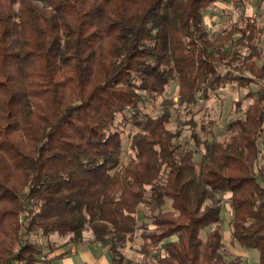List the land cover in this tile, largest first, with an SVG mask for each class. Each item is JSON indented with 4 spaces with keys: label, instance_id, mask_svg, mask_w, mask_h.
Masks as SVG:
<instances>
[{
    "label": "trees",
    "instance_id": "1",
    "mask_svg": "<svg viewBox=\"0 0 264 264\" xmlns=\"http://www.w3.org/2000/svg\"><path fill=\"white\" fill-rule=\"evenodd\" d=\"M216 1L0 0V264H46L31 234L77 245L85 231L111 264H133L120 248L135 236L134 264H245L224 252L226 195L230 242L264 264V90L251 88L264 26L251 15L212 37L202 17ZM172 82L175 100L163 97ZM227 86L250 101L226 137L177 141L172 109ZM156 96L161 112L144 114Z\"/></svg>",
    "mask_w": 264,
    "mask_h": 264
},
{
    "label": "rangeland",
    "instance_id": "2",
    "mask_svg": "<svg viewBox=\"0 0 264 264\" xmlns=\"http://www.w3.org/2000/svg\"><path fill=\"white\" fill-rule=\"evenodd\" d=\"M251 15H256L258 22L264 26V6L257 1H248L237 4L235 0H218L211 3L203 13L202 24L208 29L212 37L220 35L224 31L234 30L237 27L243 26V18ZM239 32L234 33L235 38H239ZM264 45V35L260 41ZM236 47V46H235ZM234 47V48H235ZM238 49L245 53V47L239 46ZM258 65L261 64L259 61ZM253 90H264V77L259 79L258 84L252 85ZM246 90H240L236 86H227L220 89L208 99L199 98L194 105H182L172 109V118L167 128L172 132H178L177 141L187 143V146L195 147L196 141L191 137L193 133L199 140L207 138L208 140H222L226 137L227 122L238 115L237 101H242V107L250 100L245 98ZM166 99H176V83L172 82L163 94ZM162 96L152 97L141 106L144 114L156 116L161 112L160 104L163 100ZM131 119V118H129ZM123 125V152L121 155V163L129 161L133 155L130 149L131 135L137 131L132 120ZM194 135V134H193ZM192 135V136H193ZM198 160V157L196 158ZM227 195L224 197V205L221 210V227H222V243L224 252L227 257L232 254H241L244 257L245 264H257L258 253L256 250H243L238 245H233L230 242L229 219L231 217V208L227 203ZM139 222H145L144 214L146 208L141 205L139 209ZM153 228V226L149 225ZM86 236L91 237L88 231L84 232ZM68 237V236H67ZM67 237L54 236V242L62 241V247L66 244ZM29 241L43 246V253L50 250V244L41 238L40 233H34L27 237ZM65 241V243H64ZM142 240L135 236L133 239H128L120 248V252L125 259L134 263H138L143 259L141 253ZM54 245V243L52 244ZM66 246V245H65ZM61 247V248H62ZM59 249V248H58Z\"/></svg>",
    "mask_w": 264,
    "mask_h": 264
},
{
    "label": "crops",
    "instance_id": "3",
    "mask_svg": "<svg viewBox=\"0 0 264 264\" xmlns=\"http://www.w3.org/2000/svg\"><path fill=\"white\" fill-rule=\"evenodd\" d=\"M54 236L47 241V244H50L51 247L55 246V249L53 247L43 253V259L47 261L46 264H111L108 246L95 242L92 237L86 236L77 245L62 247V241L55 243ZM53 243L54 245H52Z\"/></svg>",
    "mask_w": 264,
    "mask_h": 264
}]
</instances>
